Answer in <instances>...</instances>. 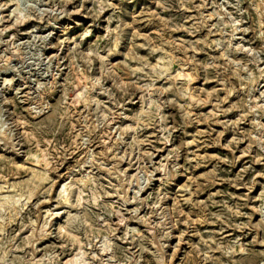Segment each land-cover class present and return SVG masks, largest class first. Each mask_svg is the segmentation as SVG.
<instances>
[{
    "label": "rangeland",
    "instance_id": "374dc122",
    "mask_svg": "<svg viewBox=\"0 0 264 264\" xmlns=\"http://www.w3.org/2000/svg\"><path fill=\"white\" fill-rule=\"evenodd\" d=\"M0 264H264V0H0Z\"/></svg>",
    "mask_w": 264,
    "mask_h": 264
},
{
    "label": "bare ground",
    "instance_id": "6f19581e",
    "mask_svg": "<svg viewBox=\"0 0 264 264\" xmlns=\"http://www.w3.org/2000/svg\"><path fill=\"white\" fill-rule=\"evenodd\" d=\"M50 10H51V8H50ZM55 11V10H54ZM170 208V207H169Z\"/></svg>",
    "mask_w": 264,
    "mask_h": 264
}]
</instances>
